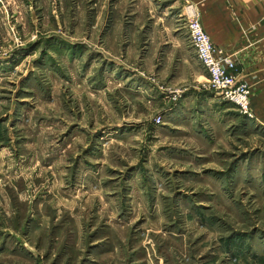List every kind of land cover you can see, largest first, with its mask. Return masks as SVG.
Masks as SVG:
<instances>
[{"label":"rangeland","instance_id":"rangeland-1","mask_svg":"<svg viewBox=\"0 0 264 264\" xmlns=\"http://www.w3.org/2000/svg\"><path fill=\"white\" fill-rule=\"evenodd\" d=\"M189 5L236 61L196 0H0V264H264V119Z\"/></svg>","mask_w":264,"mask_h":264},{"label":"crops","instance_id":"crops-1","mask_svg":"<svg viewBox=\"0 0 264 264\" xmlns=\"http://www.w3.org/2000/svg\"><path fill=\"white\" fill-rule=\"evenodd\" d=\"M203 11L202 24L216 36L219 45L236 56L239 77L253 87L251 104L264 119V0H196ZM217 27L225 28L219 37ZM252 27H256L252 30ZM206 30V29H205ZM244 31H250L247 44ZM207 32V31H206ZM208 33V32H207Z\"/></svg>","mask_w":264,"mask_h":264},{"label":"built area","instance_id":"built-area-1","mask_svg":"<svg viewBox=\"0 0 264 264\" xmlns=\"http://www.w3.org/2000/svg\"><path fill=\"white\" fill-rule=\"evenodd\" d=\"M188 8V33L200 63L209 74V87L223 98L236 104L238 110L247 112L250 106L248 84L236 75V62L216 47L203 29L193 6Z\"/></svg>","mask_w":264,"mask_h":264}]
</instances>
